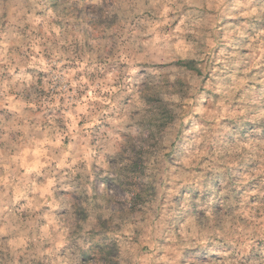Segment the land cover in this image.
Returning a JSON list of instances; mask_svg holds the SVG:
<instances>
[{
  "label": "clouds",
  "instance_id": "9594fccd",
  "mask_svg": "<svg viewBox=\"0 0 264 264\" xmlns=\"http://www.w3.org/2000/svg\"><path fill=\"white\" fill-rule=\"evenodd\" d=\"M0 264H264V0H0Z\"/></svg>",
  "mask_w": 264,
  "mask_h": 264
}]
</instances>
